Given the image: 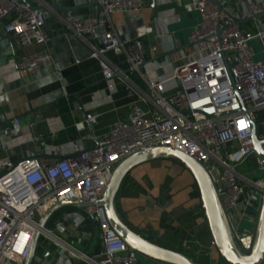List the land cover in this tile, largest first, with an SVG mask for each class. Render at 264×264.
I'll use <instances>...</instances> for the list:
<instances>
[{
	"label": "built area",
	"instance_id": "2783aa9c",
	"mask_svg": "<svg viewBox=\"0 0 264 264\" xmlns=\"http://www.w3.org/2000/svg\"><path fill=\"white\" fill-rule=\"evenodd\" d=\"M96 1V14L81 16L68 11L60 19L89 44L108 88L122 84L136 94L132 115L97 135L98 116L86 112L87 138L93 141L90 148L80 142L59 154L49 149L47 157L0 159V264H24L36 232L43 249L41 254L36 252L34 264H64L63 255L70 264H143L98 202L121 162L160 147L179 150L204 166L237 238H241L243 222L258 223L264 177L251 178L239 172V167L257 156L258 168L264 170L252 136L254 124L259 140L264 141V29L245 27L240 20L256 21L264 8L252 0H195L200 20L188 36L189 46L176 44L175 58L171 52L164 54L163 60H155L153 67L143 71L149 63L144 43L128 37L113 16L142 11L146 0ZM36 2L33 8L21 0H0V26L23 47L49 41L42 29L45 3ZM97 39L99 45L94 42ZM150 51L157 50L152 47ZM109 52L125 54L129 70L147 88L138 86L115 65ZM48 58L46 52L37 53L16 60L15 66L22 73H37ZM57 73L61 76L59 70ZM13 122L20 125L18 119ZM65 200L94 204L85 211L92 225H99L100 251L88 254L40 226L45 212ZM193 245L192 241L182 244L201 258L194 260L196 264H215L211 250Z\"/></svg>",
	"mask_w": 264,
	"mask_h": 264
},
{
	"label": "crops",
	"instance_id": "0c3cea01",
	"mask_svg": "<svg viewBox=\"0 0 264 264\" xmlns=\"http://www.w3.org/2000/svg\"><path fill=\"white\" fill-rule=\"evenodd\" d=\"M194 1L146 0L142 11L113 16L128 37L144 43L151 64L143 67V71L153 67L155 60H163L164 54H172L176 44L179 43L181 48L188 45V36L200 20ZM252 1L264 8V0ZM43 2L45 23L42 29L49 36L47 44L23 47L0 26V159L8 157L19 161L47 157L50 156L49 149L59 154L80 142L84 148H90L93 141L87 138L90 128L85 113L98 116L94 130L97 135H102L116 122L130 119L137 101L136 94L122 84L108 88L100 62L91 56L89 44L60 19L72 11L71 8H76L75 12L81 16L94 15L98 10L97 1ZM153 3L155 7H152ZM244 26L264 29V18L245 21ZM94 42L100 44L98 39ZM254 46L261 47L258 42ZM152 47L157 51L151 52ZM42 52L49 58L43 61L37 73H22L16 69V60ZM157 55L161 57L155 59ZM107 56L138 86L147 88L146 82L129 70L125 54L109 52ZM15 119L19 120V126L14 124ZM115 203L121 218L152 242L183 252L197 262L201 258L192 249L182 246L184 241H192L194 248L198 244L211 250L215 264H227L215 246L196 180L180 162L156 159L135 167L124 179ZM86 220L85 209L66 205L53 213L46 227L92 254L100 251V238L93 247L94 233L84 229ZM241 232V238L245 240L256 234L254 226ZM244 245L241 244L242 250L250 254L252 245L250 250ZM65 257L61 256L60 260L70 264ZM152 264L164 263L152 261Z\"/></svg>",
	"mask_w": 264,
	"mask_h": 264
},
{
	"label": "water",
	"instance_id": "95a60500",
	"mask_svg": "<svg viewBox=\"0 0 264 264\" xmlns=\"http://www.w3.org/2000/svg\"><path fill=\"white\" fill-rule=\"evenodd\" d=\"M21 1L28 3L31 7L35 8L30 0ZM212 1L216 2V0ZM152 7H155V3L152 4ZM71 10L75 12L76 8H71ZM255 18L263 19L264 11L258 14ZM252 19L253 18L241 19L240 22L244 23L245 21ZM188 46L189 44L183 48ZM160 57V55H157L155 59H159ZM252 136L255 151L257 155L264 160V141L259 140L257 129L254 124L252 126ZM156 159L176 160L180 162L188 171H190L195 178L200 190L202 207L207 218L215 246L218 249L224 263L264 264V195L258 223L256 226L253 225L256 233L255 236H248L247 240H245V238L239 239L234 235L230 227L212 178L204 166L191 156L168 147H160L146 152H139L121 162L113 174L106 193L98 202L100 205L105 207L112 227L131 248L135 249L141 256L150 261H157L164 264H196V262L185 253L162 247L134 230L121 218L117 211L115 199L124 179L135 167ZM66 205H76L85 209L89 206H93L94 204L82 200H65L59 202L46 211L40 218V226L46 227L53 213ZM84 225L86 226L84 228L86 231L94 233L93 247H95L100 238L99 225L96 222L95 226H92L89 219L84 222ZM39 239L40 233L36 232L32 241L30 254L24 264H34V257L37 252ZM241 244H245L244 246L245 248H248L247 250H250L249 248L252 245L251 253L246 254V252L242 250ZM90 253H92V250Z\"/></svg>",
	"mask_w": 264,
	"mask_h": 264
},
{
	"label": "rangeland",
	"instance_id": "374dc122",
	"mask_svg": "<svg viewBox=\"0 0 264 264\" xmlns=\"http://www.w3.org/2000/svg\"><path fill=\"white\" fill-rule=\"evenodd\" d=\"M191 33V32H190ZM261 57V56H258ZM257 156H254L252 158L251 161L246 162L245 164L241 165L239 167V172H241L242 174L248 175L251 178H263L264 177V170L259 169L258 165H257ZM259 195V194H258ZM253 224L249 221H246L245 224L243 223L240 227V230L243 231V229H252ZM42 244L40 242L38 248H37V254H41L42 253ZM78 249L83 250V247L76 244L75 245ZM65 259H68V257H65ZM138 260L143 263V264H152V261L145 259L143 256H141L140 254H138ZM198 261V260H197Z\"/></svg>",
	"mask_w": 264,
	"mask_h": 264
}]
</instances>
